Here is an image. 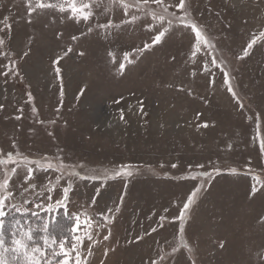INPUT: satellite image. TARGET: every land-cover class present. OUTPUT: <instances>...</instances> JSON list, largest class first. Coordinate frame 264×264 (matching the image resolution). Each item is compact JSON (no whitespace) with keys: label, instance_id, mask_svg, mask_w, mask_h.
Wrapping results in <instances>:
<instances>
[{"label":"rangeland","instance_id":"obj_1","mask_svg":"<svg viewBox=\"0 0 264 264\" xmlns=\"http://www.w3.org/2000/svg\"><path fill=\"white\" fill-rule=\"evenodd\" d=\"M43 2L0 0L5 247L62 212L71 264H264V0Z\"/></svg>","mask_w":264,"mask_h":264},{"label":"snow or ice","instance_id":"obj_2","mask_svg":"<svg viewBox=\"0 0 264 264\" xmlns=\"http://www.w3.org/2000/svg\"><path fill=\"white\" fill-rule=\"evenodd\" d=\"M157 3H159V0H156ZM51 3L45 4L43 0H41V3L39 4V7H51ZM70 8L73 16L78 15L82 12V9H78L75 5V0H72L70 3ZM185 7L184 0H180V3L178 4V8L183 9ZM61 11H64L65 8L61 7ZM84 19H87L88 16L85 14L83 16ZM192 31L195 33V40L196 44L198 45L202 40H204L205 43H208L206 38L203 36L202 31L195 25H191ZM164 35L163 32H161L159 35H157L154 38L155 42H159L161 37ZM211 46V45H209ZM251 47V45H249ZM54 63L58 64L59 61H54ZM213 63H215V60H213ZM124 65L121 64V69L123 70ZM56 73L59 75L60 68L57 67L55 69ZM225 82L227 83V76L225 77ZM141 108L140 111L143 114V102L141 101ZM121 119H124L123 116V110H121ZM206 126V125H205ZM11 159V156L9 157ZM5 163V161L0 160V164ZM34 163V162H33ZM126 175H131V173H125ZM119 175V173H118ZM8 187L7 181H4L3 183H0V190H3ZM195 196V192L192 194V196L189 197L188 203L184 205V209L187 210L189 205L193 202V197ZM6 198V197H5ZM0 198V209L4 206V199ZM67 198V197H66ZM5 216V212L0 210V218ZM107 219V217H105ZM180 219L183 221L184 219V213L181 212ZM85 224H87V221H85ZM4 227V221L0 219V230H2ZM16 228V231L12 233L13 239L11 241L10 247H5L4 240L2 238V231H0V249L3 250V252H11L14 254V257H18L21 254L25 258V264H41V257L45 258V264H51V261L46 260V258L49 255V249H51V255L58 257L59 260L63 262V264H71V256L70 252L75 250V245H71L69 247L70 242H65L62 238L59 240V243L57 242L56 238L54 237L53 233L49 231V224H44L42 228L40 229H34L32 227H23L20 225V221H16V225L14 226ZM38 231L46 233L39 239L36 236V233ZM72 232H76V229H72ZM183 231V228H181V232ZM75 239V237H73ZM107 239V237H105ZM58 248L52 247L53 245H57ZM0 256H2V253H0ZM0 264H8V262L2 258H0Z\"/></svg>","mask_w":264,"mask_h":264},{"label":"trees","instance_id":"obj_3","mask_svg":"<svg viewBox=\"0 0 264 264\" xmlns=\"http://www.w3.org/2000/svg\"><path fill=\"white\" fill-rule=\"evenodd\" d=\"M62 213V212H61ZM60 213V214H61ZM60 214L56 215V217L54 218L53 216H47L46 219L50 218V223H49V231L53 234H56L57 237L60 236V238H65L64 236H67V232H70V224H69V219L68 216L63 215L60 216ZM26 217V219H28L31 223H33V225L37 226V227H41L42 225H44V223L46 224V220L45 221H41L40 217H32V216H24ZM59 224V225H58ZM60 229V230H59ZM40 233V231H38L36 234L38 235Z\"/></svg>","mask_w":264,"mask_h":264}]
</instances>
